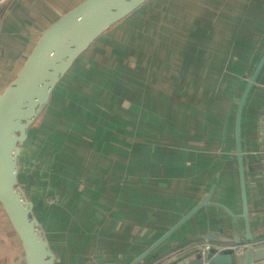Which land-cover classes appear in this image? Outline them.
<instances>
[{
    "label": "crops",
    "instance_id": "crops-1",
    "mask_svg": "<svg viewBox=\"0 0 264 264\" xmlns=\"http://www.w3.org/2000/svg\"><path fill=\"white\" fill-rule=\"evenodd\" d=\"M83 1L0 0V94ZM263 53L264 0H149L92 44L18 160L55 264H131L210 193L211 205L140 264H192L206 239L264 248V66L241 122L250 243L235 138ZM0 264H24L1 204Z\"/></svg>",
    "mask_w": 264,
    "mask_h": 264
},
{
    "label": "water",
    "instance_id": "water-1",
    "mask_svg": "<svg viewBox=\"0 0 264 264\" xmlns=\"http://www.w3.org/2000/svg\"><path fill=\"white\" fill-rule=\"evenodd\" d=\"M149 0H85L64 14L41 36L16 78L0 94V204L21 241L24 264H55L47 235L34 214V205L19 182V156L29 131L43 116L55 88L75 62L105 34ZM264 66V53L250 76L236 112V151L243 214V239L252 240L241 147L245 102ZM211 193L131 264H140L203 208ZM234 237V238H233ZM219 243H239L233 236ZM211 241L209 239H206ZM263 264L264 248L248 247L241 253H199L192 264ZM175 264H185L184 261Z\"/></svg>",
    "mask_w": 264,
    "mask_h": 264
},
{
    "label": "built area",
    "instance_id": "built-area-1",
    "mask_svg": "<svg viewBox=\"0 0 264 264\" xmlns=\"http://www.w3.org/2000/svg\"><path fill=\"white\" fill-rule=\"evenodd\" d=\"M199 249L201 250V255H207L208 252L214 253H222L227 250H232L237 253H241L243 251V246L241 245H224L219 242H211L205 240L201 245H199ZM203 264H209V262H204Z\"/></svg>",
    "mask_w": 264,
    "mask_h": 264
},
{
    "label": "rangeland",
    "instance_id": "rangeland-1",
    "mask_svg": "<svg viewBox=\"0 0 264 264\" xmlns=\"http://www.w3.org/2000/svg\"><path fill=\"white\" fill-rule=\"evenodd\" d=\"M42 118H43V116H42ZM42 118H41V119H42ZM40 121H41V120H39L36 124L38 125V123H39ZM34 126H35V125H34ZM34 126H33V127H34ZM12 228H13V227H12ZM203 242H204V241H203ZM243 251H244V250H243ZM243 251H242V252H243ZM198 252H199L200 254H202V252H201V250L199 249V247H198Z\"/></svg>",
    "mask_w": 264,
    "mask_h": 264
},
{
    "label": "trees",
    "instance_id": "trees-1",
    "mask_svg": "<svg viewBox=\"0 0 264 264\" xmlns=\"http://www.w3.org/2000/svg\"><path fill=\"white\" fill-rule=\"evenodd\" d=\"M41 118H42V117H41ZM41 118H40V119H41ZM40 119H39V120H40ZM39 120H38V121H39ZM38 121H37V122H38ZM35 125H36V124H35Z\"/></svg>",
    "mask_w": 264,
    "mask_h": 264
},
{
    "label": "bare ground",
    "instance_id": "bare-ground-1",
    "mask_svg": "<svg viewBox=\"0 0 264 264\" xmlns=\"http://www.w3.org/2000/svg\"><path fill=\"white\" fill-rule=\"evenodd\" d=\"M40 209V208H39Z\"/></svg>",
    "mask_w": 264,
    "mask_h": 264
}]
</instances>
